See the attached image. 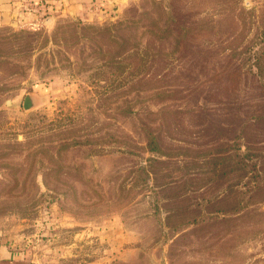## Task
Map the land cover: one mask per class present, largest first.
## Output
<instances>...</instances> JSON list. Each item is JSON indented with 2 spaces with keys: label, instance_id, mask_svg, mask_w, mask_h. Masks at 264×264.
Returning <instances> with one entry per match:
<instances>
[{
  "label": "rangeland",
  "instance_id": "obj_1",
  "mask_svg": "<svg viewBox=\"0 0 264 264\" xmlns=\"http://www.w3.org/2000/svg\"><path fill=\"white\" fill-rule=\"evenodd\" d=\"M18 4L0 264H264V0Z\"/></svg>",
  "mask_w": 264,
  "mask_h": 264
},
{
  "label": "crops",
  "instance_id": "obj_2",
  "mask_svg": "<svg viewBox=\"0 0 264 264\" xmlns=\"http://www.w3.org/2000/svg\"><path fill=\"white\" fill-rule=\"evenodd\" d=\"M47 7L59 8L64 14L70 16L86 15L93 16L94 10L97 8L100 11L108 10L109 8H116V3L125 2L127 0H41ZM20 0H0V9L4 8L2 4L9 3L17 12Z\"/></svg>",
  "mask_w": 264,
  "mask_h": 264
},
{
  "label": "water",
  "instance_id": "obj_3",
  "mask_svg": "<svg viewBox=\"0 0 264 264\" xmlns=\"http://www.w3.org/2000/svg\"><path fill=\"white\" fill-rule=\"evenodd\" d=\"M32 104L31 100L29 97H26V100H25V108H29L30 105Z\"/></svg>",
  "mask_w": 264,
  "mask_h": 264
},
{
  "label": "trees",
  "instance_id": "obj_4",
  "mask_svg": "<svg viewBox=\"0 0 264 264\" xmlns=\"http://www.w3.org/2000/svg\"><path fill=\"white\" fill-rule=\"evenodd\" d=\"M148 147H149V146H148ZM149 149L151 150V149H153V147L151 148V146H150V148H149Z\"/></svg>",
  "mask_w": 264,
  "mask_h": 264
}]
</instances>
